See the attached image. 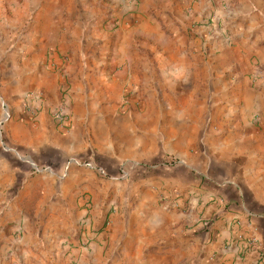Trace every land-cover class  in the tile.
I'll list each match as a JSON object with an SVG mask.
<instances>
[{
  "label": "crops",
  "instance_id": "0c3cea01",
  "mask_svg": "<svg viewBox=\"0 0 264 264\" xmlns=\"http://www.w3.org/2000/svg\"><path fill=\"white\" fill-rule=\"evenodd\" d=\"M105 6L114 11L120 7L114 0H106ZM180 12V3L173 2L157 19H131L121 35L135 30L137 34L155 38L157 43L146 44L148 48L175 54L176 63L187 69L211 66L215 69L217 63L209 60L193 63L183 55L184 42L176 26ZM169 26L176 34L174 39L164 30ZM122 39L127 49L128 44ZM28 41L25 45L17 44L12 31L5 28L0 32V65H4L0 69V264H47L62 252L79 219L82 225L86 223V228L100 227L113 204L115 211L109 218L117 229L123 224L125 230L140 228L157 235L161 227L170 229V225L183 222L182 227L188 226L185 239L207 245L205 249L210 253L220 252L221 264H258V252L245 250L243 243L248 238L259 239L264 255V177L228 176L224 163L231 161L215 157L216 150L204 144L208 114H224L220 109L222 102L231 96L224 78L209 80L203 86L197 85L193 77L163 71L162 78L151 79L153 92L149 99L160 105L164 103L161 98L166 97L164 110L173 117L172 122L165 124L156 120L157 107L151 101L144 112L125 115L116 111L130 79L129 75L111 74L116 57L107 64L110 76L88 73L80 67V73L70 78L71 89L63 90L69 95L73 116L71 130L63 133L53 118L63 98L58 91L59 77L43 64V56L48 52L46 29L41 33L35 28ZM24 50L30 55L21 62L15 54ZM234 52L242 54V47ZM75 65L70 66L71 73ZM42 92L45 98L31 99L32 95L43 96ZM209 101L214 103L210 109ZM245 101L254 103L255 99L245 97ZM33 108L38 109L37 114ZM6 112L9 117L5 119ZM165 126L170 144L166 150L153 139ZM193 132L203 143L197 155L192 153L195 142L190 139L196 138ZM260 133L253 128L241 129L230 132L224 142L232 143L239 135L241 144L253 141L256 145L263 138ZM223 146L217 149L222 150ZM95 151L107 160L101 165L112 176L71 162L74 158L96 161L90 154ZM168 156L183 161L184 165L163 166ZM155 163L158 165L153 166ZM124 164L141 167L130 175L134 177L131 181L117 182ZM158 185L169 189L173 199L194 189L200 194L203 208L186 214L164 209L158 202L160 191L154 189ZM83 192H89L93 205L85 220L82 219L88 211L81 209ZM202 212L203 218L198 219V213ZM202 220L210 221L211 226L205 229ZM212 239L215 245L210 244ZM227 244L229 247L225 248Z\"/></svg>",
  "mask_w": 264,
  "mask_h": 264
},
{
  "label": "rangeland",
  "instance_id": "374dc122",
  "mask_svg": "<svg viewBox=\"0 0 264 264\" xmlns=\"http://www.w3.org/2000/svg\"><path fill=\"white\" fill-rule=\"evenodd\" d=\"M114 1L120 5L115 11L105 6L106 0H0V32L5 28L9 29L13 32L16 43L25 45L29 42L31 31L36 28V31L43 33L44 28L46 29L48 52L43 56V64L50 72L58 74L59 96L64 88L71 89L70 78L80 73V67L88 73L110 76L107 64L116 57L113 68L110 69L111 74L123 77L129 75L130 78L115 106L118 113L125 115L133 111L147 110V106L152 104L149 102V96L153 92L151 79L156 76L162 78L163 71L181 77H193L197 85L203 86L209 84V80L224 78L229 83L231 96L222 102L223 107L220 109L224 110V114H208L204 144L216 150L215 157L223 156L226 161H231L224 163L228 176L264 177V0ZM177 1L182 10L176 26L179 37L184 42L183 55L193 63L204 60L217 63L215 69L212 66L206 69H187L176 63L175 54L163 50L157 53L148 48L146 44L157 43L155 38L137 34L135 30L121 35L122 29L130 24L131 19H157V15L163 14ZM164 30L174 39L176 34L171 32L170 26ZM239 32L242 33L240 37ZM122 38L128 44L127 49L121 43ZM239 46L243 51L240 55L234 52L238 51ZM29 53L24 50L15 55L19 61L25 62ZM1 56L0 52V60ZM74 63L77 67L71 73L70 66ZM173 63L176 64L171 66ZM3 66L0 65L1 71ZM242 93V98L236 97ZM42 95L45 98L44 93ZM232 95L235 98L232 99ZM245 97L254 98L255 102L247 104ZM162 100L164 103L160 105L157 101L151 102L157 107L156 120L168 124L173 121V117L164 110L166 97H162ZM207 104L209 109L214 107V103L210 101ZM252 128L261 132L263 138L259 144L255 145L253 141L241 144L239 135L234 137L232 143L224 142L230 132ZM192 134L193 137L196 136L194 132ZM217 138L223 141L218 142ZM153 139H157L162 149L170 147L169 130L166 126L153 135ZM190 140L193 144L195 142L192 153L199 154L203 143L198 135ZM221 145H224L222 150L217 149ZM90 154L100 164L107 163L100 153L95 151ZM133 178L128 177L117 182L131 181ZM158 186H153L156 191H160L158 202L168 211L176 210L186 214L203 208L200 194L194 189L173 199L169 189ZM81 196L84 198L81 209L88 211L82 219L85 220L88 219L93 205L89 192H83ZM113 207L115 208L114 204ZM114 208L100 221V227L96 225L86 228V223L82 225L79 219L78 227L72 230L62 252L47 264L222 263L223 255L220 252L210 253L205 249L207 245H200L194 239L190 242L185 239L188 226L186 229L182 227L183 222H178L176 226L170 225V229L161 227L157 235L140 228L125 230L123 224L117 229L109 218L115 211ZM197 218H203V212L198 213ZM150 225L148 222L147 226ZM212 241L213 239L210 244L215 245ZM227 246L229 247L227 244L225 248Z\"/></svg>",
  "mask_w": 264,
  "mask_h": 264
},
{
  "label": "built area",
  "instance_id": "2783aa9c",
  "mask_svg": "<svg viewBox=\"0 0 264 264\" xmlns=\"http://www.w3.org/2000/svg\"><path fill=\"white\" fill-rule=\"evenodd\" d=\"M66 92L67 91L63 92V98L61 99L58 106L55 108V110L53 112V118L56 121L57 127L63 133H68L71 130L72 125H73V116H72V113L70 112V109H69V101H68L69 95ZM31 99L32 100H36V99L41 100L42 96L41 95H32ZM37 110L38 109H34L36 114H37ZM6 116L9 117L8 113ZM1 125H3V124H1ZM71 162L89 167L91 169H94L103 176H112L106 167H104L103 165L97 163L96 161H94L92 159L74 158L71 160ZM156 165H158V164L155 163L153 166H156ZM162 165L165 167H169V168H176V167L183 166L184 162L175 158V157H169V158L164 159V161L162 162ZM139 167H141V164H138V165H136V164H132V165L124 164V165H122L120 167V171H119L120 177H117V178H120V179L128 178ZM111 178H115V177H111ZM201 222H203V227L205 229H208L211 226L210 221L202 220ZM243 246H244L245 250H253V251L258 252V254H259L258 264L264 263V255H262V244H261V241L259 239H257V238L245 239Z\"/></svg>",
  "mask_w": 264,
  "mask_h": 264
}]
</instances>
